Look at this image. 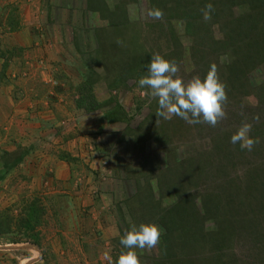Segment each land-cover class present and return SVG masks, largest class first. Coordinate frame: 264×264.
Returning <instances> with one entry per match:
<instances>
[{
  "label": "rangeland",
  "instance_id": "1",
  "mask_svg": "<svg viewBox=\"0 0 264 264\" xmlns=\"http://www.w3.org/2000/svg\"><path fill=\"white\" fill-rule=\"evenodd\" d=\"M88 1L23 0L26 6L21 4L20 9V0H0V19L5 25V28L0 25L3 41L0 53L7 55L14 46L24 49L19 56H13L12 62L8 60L11 72L8 80L0 83L1 161L16 167L20 163L18 158L23 166L10 173L6 167L1 168L0 214L16 218L38 201L44 209L45 222L39 229L43 249L30 242L15 244L11 241L13 236L2 238L0 264H116L119 256L129 251L120 244L121 237L133 225L149 223L162 229V235L152 249H132L140 264H203L208 250L214 246L219 247L216 253L219 264H264V221L257 226L262 230L260 234L256 228L250 231L251 223H241L237 218L244 216L255 225L260 220L258 217L264 215V212L256 213L260 209L257 204L260 196L249 188L252 167L264 165V130H251L250 137L259 141L252 151L230 142L244 123L253 125L252 116L264 117V97L261 98L264 63L259 60L262 54L244 48L246 51L237 55L238 63L229 67L222 62V58L226 61L228 57L222 49L207 53L206 57L200 53L198 60L201 56L205 59L199 65L190 55L197 42L186 33V21L178 19L172 22L173 26L166 22L171 19L173 9L180 7L181 0H91L102 12L116 4L125 7L129 19L138 26H119L123 18L121 11L115 16L117 24L113 26L110 18L90 10ZM212 1L217 3L221 18L231 16L224 0ZM151 4H155L152 12H162L161 18L149 16ZM14 7L23 13L32 39L25 35L9 36L13 33L6 29V14ZM201 7L194 10V14L202 11V19H195L197 33L205 38L219 36L218 24L211 18L205 20L206 8ZM239 10L231 9L238 15ZM254 17L261 18L259 9L252 7ZM172 33L180 41V50L172 44ZM100 48L109 55L102 56ZM177 49L182 54L176 56ZM117 51L122 52L118 55ZM156 54L174 61L179 66L177 76L185 83L197 76L203 79L206 76L203 73L210 70L208 64L219 61L217 75L226 85L227 100L223 104L226 115L216 126L190 125L179 117L171 120L157 117V101L151 98L148 89L135 86L134 80L127 82L130 89L110 91L117 73L114 66L117 55L125 59L142 57L145 61ZM249 54L254 58L247 59ZM99 57L101 79L95 95L100 102L115 99L111 110L114 104L121 105L129 115L127 122L107 123L101 128L104 120L101 112L90 117L91 121L96 119V127L88 129H84V124L76 126L73 120L58 125L63 117H58L59 121L48 115L46 119L22 116L14 119V104L26 95L23 85L33 78V72L38 71L39 77L41 72H47L54 82V77L64 78L52 83L56 84L57 96L64 97L63 101L49 96L48 107L51 112L57 104L55 110L63 116L70 103L71 83L80 82L86 63L95 65ZM230 72L234 74L232 81ZM245 76L251 79L250 83L246 84ZM39 84L37 89L44 92L41 86L45 84ZM254 86L256 95L249 89ZM41 108V112L48 110L47 106ZM11 127L10 133L16 129L15 134L8 133ZM95 132L97 136L92 139L90 136ZM64 136L75 139L65 143ZM84 145L88 151L80 150ZM25 150L30 154L22 161ZM60 162L66 164L68 177L56 174ZM166 163L173 176L162 178V172L167 169L158 166L167 167ZM257 180L255 187L259 189L261 179ZM193 211L207 217V213L213 212L217 218L203 216L202 219L201 214ZM198 231L202 236L196 235Z\"/></svg>",
  "mask_w": 264,
  "mask_h": 264
},
{
  "label": "trees",
  "instance_id": "2",
  "mask_svg": "<svg viewBox=\"0 0 264 264\" xmlns=\"http://www.w3.org/2000/svg\"><path fill=\"white\" fill-rule=\"evenodd\" d=\"M103 2H105L103 0ZM107 2V1H106ZM224 5L226 8L229 5V11L231 12V16H226L228 18H221V16L219 15L218 12V8H217V3L213 2L212 0H181L178 4L180 7L178 8H174L173 9V14L171 19H168L166 22H170L168 23V26H173L174 21L178 20V19H184L186 21V26H185V30L186 33L189 34L190 36H193L196 40V44L194 43V46L190 49V55L192 58H195V60L197 61V63L200 65L201 63L203 64L204 62V57H206L205 54L207 53H216V52H220V50L224 49L225 50V55L228 56L226 61H223L224 64H227V66L229 65V67H233V65H235L236 63H238L237 60V55L244 53L246 50L244 48H252V50L254 49L255 52L257 54H262V58H260V62L264 63V0H224ZM208 4L212 5V11L210 13V18L212 19V22H215L218 24L219 29H220V33L219 36H212L209 38H205L203 37L201 34L197 33V30L195 29V26H197V22L195 21V19H202V11H200L198 14H194V10L196 7H200V6H206ZM194 9V10H190V6ZM231 5V7H230ZM155 6L154 5H150V9H149V13L152 12V7ZM196 6V7H195ZM201 7V8H202ZM234 7H238L240 8V14H236L235 12L231 11L232 8ZM252 7L254 9H259V14L261 16V18H252ZM52 8L50 6H47V9ZM88 8H90V10L92 11H96L98 13H101L102 15H104L107 19L110 18V20L113 21V26H115L117 23V18L115 17L117 15V13L119 11H121V16L123 17L121 19V23L122 25L118 24L119 26H138L137 23H133L132 19H129L128 17V10L124 7H122L121 5H114L112 6V8L110 7V9L107 11H100V9H98L99 7L96 5L95 2H91L88 1ZM9 14L6 16H8V18L6 19V29L9 30L8 32H12V33H16L19 34L22 30V24H20V16L18 15V9L14 8H10L9 9ZM2 11V10H0ZM84 13V12H83ZM148 13V14H149ZM2 14V13H1ZM13 14H16L13 15ZM106 14V15H105ZM150 16V14H149ZM191 18V19H190ZM194 19V20H193ZM262 20V23H261ZM111 22V21H110ZM0 25L4 26L3 28H5L4 23L2 22V19H0ZM212 23H209V26H211ZM171 31H173V29L171 28ZM126 32V31H125ZM173 35V41L171 39V41L173 42L172 44L176 45L178 47V49H181L180 46V41L178 39V37L172 33ZM133 38V37H131ZM2 39H0V45ZM206 40H207V45H206ZM6 46V45H5ZM3 46V47H5ZM207 46V50L209 51H205ZM2 47V48H3ZM13 49L10 51L9 54H5V52L0 53V83L4 84L8 78L7 75L9 74V72H11L10 70V65H9V61H11V59L13 58L14 55L18 54L17 56L20 55V50H24L20 47H12ZM177 49L176 51V56L178 54H182V52H180ZM202 49V50H201ZM211 49V52H210ZM3 50V49H2ZM118 50V49H116ZM100 52L104 53L105 55H109V53H107L106 49L101 50L100 48ZM106 52V53H105ZM118 55L121 54L122 51H117ZM180 52V53H179ZM7 53V52H6ZM202 53L204 57L201 56L200 61L198 60V56L199 54ZM118 61L114 64L115 67H117V73H114L115 76V81H113L110 85L111 90L110 91H114V89H121V88H127L130 89L127 85V82L130 80H134L135 81V86H138V80L142 77L147 75V65L151 62V55L149 56V58H147V60H143V58L141 57L140 59L138 58H121L118 57ZM5 57L6 60L3 58ZM103 58V57H102ZM250 58L249 60H251V58H254L251 56V54L247 55V59ZM2 59L3 63H2ZM10 59V60H9ZM100 59V57H99ZM96 60L95 61V65H88L86 63V67L84 69V71L82 72L81 75V80L78 83H71V102L73 103V111H78L81 113V115L83 116H93L94 114L101 112L102 114V118L105 120L106 123H111V124H116V123H122V122H127V118L126 116H129L128 113L125 111V109L121 106L118 105L117 103L114 104L115 107L113 108V110H111V106L113 105L112 103H114L115 99H111V101H98L96 95H95V89L98 85V82L101 79V64H102V60L99 61ZM9 60V61H8ZM12 62V61H11ZM179 62V61H178ZM104 64V63H103ZM212 64H215L217 66V71H219V67H220V63L219 61L216 63H211L208 64L209 66H211ZM113 69V68H112ZM218 73V72H217ZM231 74V72H230ZM207 75V73H203V76ZM229 76V80L232 81L233 80V75ZM205 77V76H204ZM4 78V79H2ZM55 82L58 83L60 81H63L64 78H60V77H54ZM232 79V80H231ZM239 78H236V82H238ZM250 78H246L245 76V81L246 84L250 83ZM243 81V82H245ZM241 82V81H240ZM9 84V82L7 83ZM253 85V82H252ZM251 85V86H252ZM256 85V84H254ZM262 87L264 86V82L261 84ZM59 86V85H58ZM113 89V90H112ZM248 88H245V91ZM250 90L252 89V95H256L257 94V90L254 88H249ZM235 90L234 88L231 89ZM37 91L40 92V90L38 89ZM247 93V91H246ZM232 94V93H231ZM230 94V95H231ZM258 96V95H257ZM264 97L261 96V98ZM141 107L139 106L138 110H140ZM252 120L253 121V127L252 129L258 131L259 129L261 131H263L264 129V117H253L252 116ZM255 121L257 122V124H255ZM259 124V125H258ZM260 131V132H261ZM16 133V129H14L12 131V133L10 134H15ZM27 136V134H25ZM74 136H64L63 137V142L67 143L71 140H74ZM221 144L219 143V146L216 149H220ZM19 154H21V152H18ZM30 154L29 151H22V161L27 158V156ZM174 156V155H173ZM59 158L61 160H66L63 159L59 156ZM172 161H176L173 159V157L171 158ZM18 162H21L20 159L17 158ZM163 163V162H162ZM180 163V162H179ZM194 163V161H193ZM11 164H16L14 162H12ZM167 165V167H159V169H167L165 170V172L163 173V177L162 178H169L173 176V171H171V168H169L170 165H168L167 163L165 164ZM193 165V164H192ZM191 165V166H192ZM0 166L1 168H7V171L10 173V171H13L16 169L15 166H12L10 164H7L6 162H0ZM127 166V165H126ZM10 168V169H9ZM254 168V169H253ZM7 171H5V173L7 174ZM124 171V170H123ZM256 174V176H255ZM192 176V175H191ZM251 176H252V180L250 181V189H252V192L254 193H258L257 195L260 196V198L257 200V204H259V210L256 211V213L258 211H260V213L264 212V165H260L258 167H256V165H254L252 167L251 170ZM257 178H260L261 180L259 181L260 184H262V187H260L259 189H256V182L258 181ZM218 207V206H217ZM190 208H193V205L190 206ZM196 215L201 214L202 219L203 218V214L200 213L199 211H193ZM206 217L207 219H215L217 218V214L213 213L212 214H208ZM252 215V213H251ZM44 216V209L43 207L38 203V201H34L32 202L28 209L23 212L21 214V216H17L15 217H8L5 216L3 214H0V240L2 238H12L11 236L14 237V239L12 238V242L13 243H26V242H30L33 244H36L37 246H39V248L43 249V245H42V240H43V235L41 237V231H39V229L44 225L45 222H43L42 217ZM238 221L241 223H246L249 222L250 224V231H252V229L257 230V232H259L260 230V234L261 233V229L258 228L257 226H261V222L264 221V215L260 218V220L256 221L257 223H255V225L252 224V221H248L246 219V217L244 216H239L238 215ZM249 218H252V216H249ZM210 221V220H207ZM237 221V222H238ZM15 228V229H14ZM14 229V230H13ZM245 230V229H244ZM201 231L203 232L204 230L201 229ZM202 236V234L198 231L197 232V236ZM199 239H202V237H199ZM219 249V247L214 246V247H210V249L208 250V253L206 254L205 258H206V263L203 262V264H219L217 261L218 259V255L217 250ZM219 254V253H218Z\"/></svg>",
  "mask_w": 264,
  "mask_h": 264
},
{
  "label": "clouds",
  "instance_id": "3",
  "mask_svg": "<svg viewBox=\"0 0 264 264\" xmlns=\"http://www.w3.org/2000/svg\"><path fill=\"white\" fill-rule=\"evenodd\" d=\"M211 11L212 5L208 4L204 12L205 20L210 19ZM149 14L156 19L162 17L159 10ZM178 72L179 66L174 61L156 54L147 65V75L138 80V86L148 89V94L157 101L156 116L164 120L179 117L190 125L206 123L216 126L226 115L223 104L227 100L226 85L219 80L217 66L212 64L203 79L197 76L188 83L177 76ZM251 130L252 125L244 123L231 136L230 142L239 144L242 150L252 151L259 141L250 137ZM161 235L162 229L154 223L133 225L131 231L120 239V244L129 251L122 253L116 264H140L132 249H152L159 243Z\"/></svg>",
  "mask_w": 264,
  "mask_h": 264
},
{
  "label": "crops",
  "instance_id": "4",
  "mask_svg": "<svg viewBox=\"0 0 264 264\" xmlns=\"http://www.w3.org/2000/svg\"><path fill=\"white\" fill-rule=\"evenodd\" d=\"M30 2H32V0H28ZM20 5L18 7H20L21 9V4L24 6H26V4L23 2V0H20ZM28 3V2H27ZM33 3V2H32ZM10 11V10H9ZM34 12V10H33ZM32 13V12H31ZM9 14V12H8ZM33 14V13H32ZM18 15L20 16V24H22V27H23V30L19 33V34H16V33H13V34H10L9 33V36H15L17 38L18 35H25V36H28L32 39V35L31 33H29L27 30V28L25 27L26 25V21L24 22L23 21V13H19L18 11ZM30 34V35H29ZM4 38V37H3ZM3 47V46H2ZM33 78H31L29 81H25L24 83V90L26 91V95L24 96V98H20L18 101H16L14 104V119H20L21 116L22 117H27V118H32V119H36V118H45L46 119V115H48L49 118H52V119H57L58 120V117H63V119L61 120V123H59L58 125H62V124H66V123H69L70 120H73L75 123L76 126H81V124H84V129H88L90 127H96V122L94 120H96L94 118L93 121L90 120V117L91 116H83L81 115L80 112L78 111H73V103L71 102V98L69 99L70 103L68 104V107H66V112L64 113V115H60L56 112V108L58 107V105L56 104L55 107H52L51 108V112H49V101L51 100V98L49 96H53V99H55L54 97H57V100L56 101H63V98L64 97H59L57 96L58 95V91L57 88H56V84H52V83H55L53 81V79L51 80L49 78V75H47L48 73L46 72H41L40 73V77L37 76L38 74V71L36 72H33ZM26 73H24V77H26ZM42 75V76H41ZM45 75V76H44ZM40 83V84H39ZM37 84L39 85H42V84H45V86H41L45 89V91H37ZM50 84V85H49ZM58 86V85H57ZM50 88H52V90H50ZM42 105V106H38V105ZM53 105V103H51ZM72 104V105H70ZM43 106H47L48 110L45 111V112H41L43 110ZM41 109V110H40ZM39 112V113H37ZM68 112H71V113H68ZM36 117V118H35ZM67 117V118H66ZM72 118V119H71ZM47 120H50V119H47ZM82 121V123H81ZM56 122V120H55ZM88 124V125H86ZM107 123L105 122V120H102L101 121V128H104L103 126L106 125ZM100 128V127H99ZM12 127L11 128H8V133H10ZM104 131V129L102 130H99V133H102ZM91 131H89L90 133ZM96 132L95 133H92L91 134V138L92 139H95L96 138ZM82 138H81V142H82ZM10 143H12V140L10 141ZM74 144H77V140L73 142ZM86 145H84V147L80 148V150H85L87 149L88 151V148L85 147ZM104 146L102 145V148ZM69 151L72 152V149L69 148ZM0 162H1V157H0ZM22 165V162H20L17 166H16V169L20 168V167H23L21 166ZM62 165V166H61ZM66 164L64 162H60V164L57 166L58 169H54V171L56 170V174L58 175V177H60L59 175L63 176V177H68L69 176V172L66 171L65 172V169H66ZM60 166V167H59ZM106 166V165H105ZM16 169L14 171H16ZM1 166H0V172H1Z\"/></svg>",
  "mask_w": 264,
  "mask_h": 264
}]
</instances>
